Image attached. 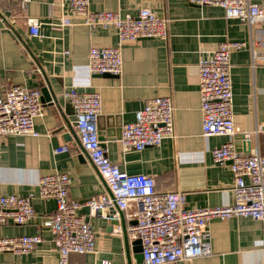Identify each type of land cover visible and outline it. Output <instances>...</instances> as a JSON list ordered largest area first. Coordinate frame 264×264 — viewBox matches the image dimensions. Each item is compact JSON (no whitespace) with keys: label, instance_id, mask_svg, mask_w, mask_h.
I'll return each instance as SVG.
<instances>
[{"label":"crops","instance_id":"obj_1","mask_svg":"<svg viewBox=\"0 0 264 264\" xmlns=\"http://www.w3.org/2000/svg\"><path fill=\"white\" fill-rule=\"evenodd\" d=\"M249 1L264 7V0ZM58 2L29 0L21 9L19 0H0V97L10 86L37 90L42 96L46 79L60 108L42 102V116L34 120L37 138L0 136V196L34 195L33 219L25 225L0 226V238L39 235L42 239L29 254L0 253V264H58L54 237L41 225L54 215L56 204L39 199L36 187L41 177L57 172L68 176L69 198L81 204L78 212L87 217L96 242L95 253L70 255L69 263L127 264L122 235L114 234L117 226L110 231L102 217H88L85 203L107 187L77 143L63 142L64 131L57 132L61 116L75 121L64 93L75 89L100 95L99 139L110 161L123 171L152 177L156 193H185L189 208L228 206L233 202L232 174L228 165L215 164L211 155L227 138L202 136L198 63L221 43L247 44L245 50L230 56L232 112L239 131L232 143L237 152L256 150L264 155V21L247 27L226 19L219 7H197L188 0H90L92 11L118 12L124 18L148 8L168 21L166 40L123 45L121 75L102 77L86 69L89 50L117 46L115 32H91L79 18H71L69 27L54 29L65 14ZM29 18L38 19L41 38L29 36ZM165 96L171 97L174 106L175 137L140 152L123 151L119 145L122 126L133 123L135 112L149 99ZM63 146L68 151L54 155V149ZM132 213L133 209L123 212L126 229L134 222ZM209 228V256L170 264H264V222L213 220ZM130 258L135 264L132 254Z\"/></svg>","mask_w":264,"mask_h":264},{"label":"built area","instance_id":"obj_2","mask_svg":"<svg viewBox=\"0 0 264 264\" xmlns=\"http://www.w3.org/2000/svg\"><path fill=\"white\" fill-rule=\"evenodd\" d=\"M190 5L213 6L223 10L226 19L252 27L264 21V7L249 0H188ZM29 0H19L26 8ZM90 0H59L65 14L54 29L72 25L71 18H79L91 32L112 29L118 45L91 48L86 69L90 75L122 72L121 47L143 39L166 40L168 21L148 8L140 9L136 17H121L118 12L92 11ZM28 34L41 38L38 19H27ZM244 42H224L207 58L198 63V85L201 113V133L204 138L226 137L227 141L211 151L213 162L228 165L232 174V204L225 207L189 208L182 192L159 194L155 181L146 175H129L110 161L107 149L99 139L97 119L101 113L98 93L78 92L72 89L63 97L73 108L75 132L82 150L103 179L107 191L90 198L85 206L88 217L114 210L110 217L118 220V212L133 209L132 225L127 234L139 239L142 264H170L190 262L211 254L210 223L213 220L251 219L264 222V155L256 150L237 152L232 143L239 133L232 112L230 56L245 50ZM64 54H68L66 51ZM41 94L22 86L8 87L0 97V136L39 137L34 120L42 116ZM174 106L171 97H155L135 112V121L122 126L119 145L123 151L140 152L158 147L166 139H173ZM66 147L54 149V155L66 153ZM70 180L64 173L43 176L36 184L41 200H54V215L46 218L42 227L49 229L58 254V264H70V255H88L96 251L94 233L87 217L79 214L81 204L69 198ZM34 195L0 196V226L25 225L34 217ZM118 211V212H117ZM103 215V216H102ZM121 236L119 226L114 230ZM42 239L39 235L0 238V253L29 254ZM100 264H109L102 261Z\"/></svg>","mask_w":264,"mask_h":264},{"label":"water","instance_id":"obj_3","mask_svg":"<svg viewBox=\"0 0 264 264\" xmlns=\"http://www.w3.org/2000/svg\"><path fill=\"white\" fill-rule=\"evenodd\" d=\"M102 77H112V75L109 74H103V75H99ZM46 81V85L45 87H43L41 93V101H47V102H51L52 105H54L58 111H60L57 99L55 94L53 93V91L50 89L49 86V82L45 79ZM62 117V122L60 127H58L57 132H62L64 131L63 135H62V140L63 142H67V141H75L77 143V145L80 147L81 152L83 153V155L85 157H87L86 153L82 150L78 137L76 135L75 132V126L76 123L75 121H69L67 120L64 116ZM114 210H109L106 213L105 218H103V222L104 223H109L108 224V228L111 231L113 226H119L122 232V238H123V243H124V250H125V257L127 260V264H131V258L130 255L132 254L133 259L135 261V264H142V255H141V244H140V240L139 239H135L132 242H129V238H128V234H127V225L126 222L124 220V214L123 212H118L119 215V219L118 220H113L111 219V215L114 214Z\"/></svg>","mask_w":264,"mask_h":264}]
</instances>
